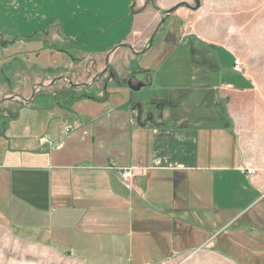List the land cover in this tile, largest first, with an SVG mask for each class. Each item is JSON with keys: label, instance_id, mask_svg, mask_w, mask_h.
Listing matches in <instances>:
<instances>
[{"label": "crops", "instance_id": "crops-1", "mask_svg": "<svg viewBox=\"0 0 264 264\" xmlns=\"http://www.w3.org/2000/svg\"><path fill=\"white\" fill-rule=\"evenodd\" d=\"M71 6L81 9L79 17L70 11ZM137 17L131 0H0V28L12 30L0 31V35L11 38L55 30L80 54L95 61L93 68L77 70L70 80L60 82H66L67 88L76 87V91L94 89L97 97L82 94L75 106L55 102L58 107H53V102L44 109L50 119L62 122L60 132L36 135L25 127L23 133L9 137L7 128L13 116L0 115V136L6 140L0 145L4 202L14 196L10 187L17 186L19 190L29 188L27 202L32 205L31 201L38 200L40 186L47 228H41L44 222L40 220L34 223L35 229L21 226L37 237L42 234L39 230L43 231L42 243L52 246L59 240L69 252L84 254L81 256L90 264H106L104 256L119 258L124 253L128 255L126 262L132 264L137 260L163 262L168 257L157 260L155 256L160 248L169 247L171 254L191 250L222 222L243 218L257 207L260 197L257 141L252 143L245 127L243 131L235 128L230 114L231 98L251 90L246 87V78L227 73L221 56L207 54L186 39L187 47L197 53L190 58L197 63L193 69L201 70L190 77L198 83L195 89H167L168 96L152 102L155 113L133 100L112 101L110 92L117 88L111 83L119 89L128 88L120 85L127 80L133 85L142 83V88L156 84L162 54L170 52L165 62L179 44L183 45L181 41H165L163 28L157 42L142 53L136 52L133 33ZM73 24L80 31L68 34L67 28ZM126 46L129 54L118 53ZM101 59L114 61L112 70L96 69ZM111 73L116 80L109 77ZM73 76L80 77L79 81ZM103 81L106 84L101 87ZM53 87L49 84L47 89ZM172 90L186 94L202 90L210 96V103L203 102V107L209 105L210 112L217 108L223 116L195 111L183 100L177 103ZM35 96L54 95H33L16 107H30L37 101ZM120 168L135 170L133 189L122 185L117 174ZM203 213L214 216L208 225L202 220ZM0 214L8 221L13 219ZM246 223L255 226L252 221ZM56 230L64 233L62 238L53 237ZM140 240L152 248L143 247L138 258L133 248Z\"/></svg>", "mask_w": 264, "mask_h": 264}, {"label": "rangeland", "instance_id": "rangeland-1", "mask_svg": "<svg viewBox=\"0 0 264 264\" xmlns=\"http://www.w3.org/2000/svg\"><path fill=\"white\" fill-rule=\"evenodd\" d=\"M181 2L191 7L195 6L193 0H131L133 15L138 16L133 33V44H136L138 50L136 52L146 51L152 37L153 44L157 42L161 33L159 29L163 28L165 41H172L174 44L181 41L183 45L179 44L165 62L170 52L162 54L163 62L157 70L159 77L156 84L141 88L139 91H130L128 88L119 89L111 83V87L117 88L110 92L112 101L120 103L133 100L141 107L154 112L155 106H151L152 102L168 96L165 92L167 89H195L198 83H193L190 77L198 75L201 70L193 69L197 63L192 62L190 58H194L197 53L187 47L186 39L190 40V43H197L207 54L215 53L221 56L227 73L233 72L246 78L248 80L246 87L251 90L245 95L238 94L231 98L230 114L234 127L237 129L239 127L241 131L245 127L246 135L252 139V143L253 140L257 141L255 173L260 197L257 207L248 210L243 218L228 224L222 222L212 232L206 233L205 238L191 250L171 254V251H167L169 247H165V250L163 247L158 249L160 252L155 255L157 260L168 258L155 264H264V0H200V7L197 10L185 7L177 9L156 32L155 29L164 12ZM70 11L76 13V18L80 16L81 9L78 7L71 6ZM118 17H123V14L118 13ZM0 31L12 33V30L9 32L2 28ZM77 31H80L79 27L74 24L67 28L68 34H76ZM126 48L119 50L118 53L129 54L131 52L128 50L129 46ZM220 51L226 52L233 62L235 60L242 62L244 64L242 72H234L228 55ZM124 61L127 64V61ZM92 63L95 61L80 54L73 44L63 40L61 34L55 30H41L29 36L11 38L0 35V115L13 116L12 124L7 128V135L9 137L19 135L24 132L25 127L32 128L36 135L60 132L63 128L62 122L50 119L51 115L44 109L49 108L47 104L53 102V107H58L56 103L59 106H73L74 101L80 100L82 94L97 97L98 93L94 89L76 91L74 90L76 87L67 88L66 82H60L63 79L70 80L71 75H77V70L93 68ZM113 63L114 61L109 59L104 61L101 59L100 66L94 67L112 70ZM79 78L73 76L74 81H79ZM114 78L116 80V76ZM103 82L100 84L101 87L106 84ZM49 84L54 87L48 90ZM120 85L124 87L126 81ZM176 92L178 90L171 92V95L177 103L183 100L190 109L210 112L209 105L203 107V102L210 103V96L203 95L202 90L187 94L183 91L174 94ZM41 94L54 96L52 98L35 96L37 101L30 107H16L23 104L27 97ZM37 102L44 107L41 108L40 104L37 106ZM199 103L203 108L197 105ZM214 110L211 111L212 114L218 112L219 116H223V111L217 108ZM79 117L84 116L80 114ZM5 141L0 136V145H4ZM255 173L250 171L253 176ZM10 188L13 189L14 196L8 203L4 202L0 190V211L16 221H8L0 214V264H90L82 257L84 254L69 252L61 246L59 240L52 246L42 243L39 238L43 240V231L39 230L42 234H38V237L36 234H30L31 231L28 229H35L34 223L39 220L44 222L41 228H47L45 205L42 204V198H39L40 186L37 188L38 200L31 201L32 205L27 202L29 188L27 190H19L17 186ZM201 215L206 225L214 218L211 213ZM249 221L255 226L246 223ZM23 224L28 229L23 228L21 226ZM63 235L61 230L53 232L55 238ZM142 242L143 240L138 244L134 243V255L138 258L143 247L152 248L150 245L143 246ZM153 255L150 254L151 257ZM118 257L104 256L106 259L102 261L106 264H132L126 262L128 258L126 253ZM133 264L150 262L137 260Z\"/></svg>", "mask_w": 264, "mask_h": 264}, {"label": "water", "instance_id": "water-1", "mask_svg": "<svg viewBox=\"0 0 264 264\" xmlns=\"http://www.w3.org/2000/svg\"><path fill=\"white\" fill-rule=\"evenodd\" d=\"M194 3H195V6L194 7H191L189 5H187L186 3L184 2H181V3H178L176 5H174L173 7L169 8L167 11L164 12V16L163 18H161L160 20V23L158 25V27L156 28V32L158 31L159 27L165 23V20L166 18H168L172 13H174L177 9L181 8V7H185L187 9H190V10H197L199 7H200V0H193ZM153 42V37L150 39V45L152 44ZM111 78H113V75H110ZM114 79V78H113ZM126 85L127 87L131 90V91H139L142 87H143V84L142 83H138L136 85H133L132 82L130 80H127L126 81Z\"/></svg>", "mask_w": 264, "mask_h": 264}, {"label": "built area", "instance_id": "built-area-1", "mask_svg": "<svg viewBox=\"0 0 264 264\" xmlns=\"http://www.w3.org/2000/svg\"><path fill=\"white\" fill-rule=\"evenodd\" d=\"M244 64L238 60L233 62L232 70L234 72H242ZM69 129L66 131L68 132ZM118 177L126 188L133 189V179L135 177V170L133 168H120L117 170Z\"/></svg>", "mask_w": 264, "mask_h": 264}, {"label": "flooded vegetation", "instance_id": "flooded-vegetation-1", "mask_svg": "<svg viewBox=\"0 0 264 264\" xmlns=\"http://www.w3.org/2000/svg\"><path fill=\"white\" fill-rule=\"evenodd\" d=\"M105 72H108V70H105ZM110 75H113L112 73ZM109 75V77L111 78V76ZM112 80H114L113 78H111ZM88 97L89 95L88 94H84L83 97Z\"/></svg>", "mask_w": 264, "mask_h": 264}, {"label": "trees", "instance_id": "trees-1", "mask_svg": "<svg viewBox=\"0 0 264 264\" xmlns=\"http://www.w3.org/2000/svg\"><path fill=\"white\" fill-rule=\"evenodd\" d=\"M40 185V184H39ZM43 211V210H42ZM11 221H13V220H11Z\"/></svg>", "mask_w": 264, "mask_h": 264}]
</instances>
